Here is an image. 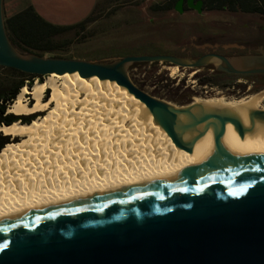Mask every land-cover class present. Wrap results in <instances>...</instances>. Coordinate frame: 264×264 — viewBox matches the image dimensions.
Here are the masks:
<instances>
[{
    "label": "water",
    "instance_id": "water-1",
    "mask_svg": "<svg viewBox=\"0 0 264 264\" xmlns=\"http://www.w3.org/2000/svg\"><path fill=\"white\" fill-rule=\"evenodd\" d=\"M186 6L202 13L204 0H177L175 10L183 14ZM141 62L264 75L263 49L234 56L206 52L197 59L131 54L112 62L25 55L9 39L0 0V66L40 76L78 72L116 81L190 153L200 138L213 132L217 139L230 123L245 135L235 115L208 112L197 101L177 106L137 86L129 68ZM184 115L193 121L181 125ZM256 118L264 120L263 109L252 111L251 119ZM194 131L195 139L185 138ZM225 150L222 140L212 163L183 167L123 194L65 195L0 217V245H7L0 250V264H264V157L238 162L227 158ZM244 185L250 186L244 195H230Z\"/></svg>",
    "mask_w": 264,
    "mask_h": 264
},
{
    "label": "bare ground",
    "instance_id": "bare-ground-1",
    "mask_svg": "<svg viewBox=\"0 0 264 264\" xmlns=\"http://www.w3.org/2000/svg\"><path fill=\"white\" fill-rule=\"evenodd\" d=\"M173 74L179 73L172 66ZM192 75V74H191ZM50 94L45 100L46 92ZM32 96L30 104L27 95ZM264 91L240 99H202L208 112L237 116L245 135L230 123L216 139L209 132L190 153L156 122L149 108L116 81L75 73H51L21 88L8 112L38 114L31 122L0 126L12 141L0 152V217L76 195L81 199L123 194L159 176L196 163H212L219 142L225 156L244 162L264 157V120L251 119ZM198 112V111H197ZM191 116L180 117L190 124ZM21 137L20 140H15ZM191 132L186 139H195Z\"/></svg>",
    "mask_w": 264,
    "mask_h": 264
},
{
    "label": "rangeland",
    "instance_id": "rangeland-1",
    "mask_svg": "<svg viewBox=\"0 0 264 264\" xmlns=\"http://www.w3.org/2000/svg\"><path fill=\"white\" fill-rule=\"evenodd\" d=\"M35 1L48 3V5L61 12H63V10L71 11L72 8L75 10L79 9L81 10L80 12L83 11L80 15H74L71 20H74L77 16L85 20L92 13H95L94 20L84 27H79L75 31L63 33L60 36V41H65L66 44L52 53H45L44 56L46 57L59 56L95 62H112L125 55L131 54H174L185 58L197 59L199 56L211 51H219L225 53V55L234 56L235 54L257 52L255 48L261 49L260 46L251 49V47L247 45V41L251 38L249 32V36L242 37L241 34L237 36L232 35L227 38L221 37L216 41L226 43L236 40L235 42L243 47L225 49L223 47H211L209 45L202 46V42L204 41L200 40L196 42L193 41L195 44L200 43L201 45L199 47L190 44L186 47L171 45L155 27H158L159 23L165 22L167 19L170 20L173 16L169 13H164L159 17L161 19L157 20L155 25L152 24L151 20L154 18V13L149 10H146V12L143 10V6L145 5L144 0H91L90 4H92L93 1L95 3L89 11L88 8H90V5L88 7L87 5L84 6V4L81 5L85 0ZM18 8V2L15 0H3L4 16L15 13ZM55 13L57 14V12ZM256 14H258L257 17L251 16L252 18L249 19L247 14L240 13L239 19L242 21V25H248L251 22H254V25L264 24V12L262 14ZM175 16L178 17L177 14ZM232 16L234 15L229 14L228 18L231 19ZM213 21V23H215V20ZM229 25L232 27L235 26L239 31L242 30V28L237 27L240 24L232 23V20L229 21ZM188 43L191 42L189 41ZM22 54L28 55L26 53ZM192 55L195 57H192ZM155 63L154 65L141 66L133 69H131V65L129 68L130 76L140 80L150 78L149 83L154 80H159L158 83L151 84L147 89L153 90L159 86L162 91L170 94L169 97L165 96L164 100L177 106H184L193 101L202 99L221 97H224L225 100L240 99L264 91V78L235 77V81L231 86L222 89L219 86L201 84L200 74L204 70L212 73L213 66L202 68L201 70L180 68L177 66L180 72L173 74L171 67L174 65L162 62ZM47 76L48 75L43 76L42 80L44 81ZM36 80L37 79L33 80L32 83L34 84ZM253 81H256V83ZM47 94H50V90L46 92L45 97ZM27 99L30 104L33 102L30 94L27 95ZM260 103V107H264V99ZM20 139L21 137H17L15 140L17 141Z\"/></svg>",
    "mask_w": 264,
    "mask_h": 264
},
{
    "label": "trees",
    "instance_id": "trees-1",
    "mask_svg": "<svg viewBox=\"0 0 264 264\" xmlns=\"http://www.w3.org/2000/svg\"><path fill=\"white\" fill-rule=\"evenodd\" d=\"M175 1L176 0H173V3L167 6V8L174 7ZM233 1L234 0H204L209 9L222 8V6L227 3L230 9H234ZM237 2L243 11H250L259 14L264 12V10L258 6V0H237ZM156 9H164V7L157 6ZM94 15L95 13H92L85 20L75 24L60 25L46 20L38 13L33 5H28L24 9L4 17L9 39L18 51L26 54L44 56L45 53H52L66 44L65 41H60V36L63 33L75 31L79 27H84L94 20ZM154 64L156 63H134L131 69ZM235 77H245V75L227 74L217 70H213L212 73L204 70L200 74L202 85L209 84L211 86H219L222 89L231 86L235 81ZM42 78L43 76L40 75L27 74L14 68L0 66V126L3 124L9 125L16 121L29 123L38 116V114H42L16 115L8 112L9 106L16 99L21 88L25 85L32 86V82L35 79L43 81ZM132 79L137 86L150 92L154 96L162 99H164L165 96H170L169 93L162 91L159 86L153 90L147 89L151 84L158 83L159 80H154L149 83L150 78H144L142 80L135 78ZM47 97L48 94L45 97V100ZM10 142L11 135H6L0 131V152Z\"/></svg>",
    "mask_w": 264,
    "mask_h": 264
},
{
    "label": "crops",
    "instance_id": "crops-1",
    "mask_svg": "<svg viewBox=\"0 0 264 264\" xmlns=\"http://www.w3.org/2000/svg\"><path fill=\"white\" fill-rule=\"evenodd\" d=\"M15 1L18 2V5H19V8L16 12L24 9L28 5H33L40 15H42L46 20L53 22L55 24H61V25L75 24L83 20L82 17H78V16L74 20H71L74 15H80L83 12V11L80 12L81 10L79 9L75 10L72 8L71 11L63 10V12H61V11H57L56 9L48 5V3H43V2L40 3L35 0H15ZM144 1H145V5L143 6V10L145 12L146 10H149L154 13V18H153L154 23H157V20L161 19L159 17H161V15L164 13H169L173 16L171 17L170 20L167 19L166 23H173V22L178 23L181 21L187 23V25L182 26V30H184V32L186 33V37L178 41H174L173 39L170 41V44L176 47H186L189 44L195 45V47H199L201 44L200 43L195 44L194 42L198 41L197 39L200 35L207 33V32H213V33L220 35V37H226V38L229 36H232L233 34L235 36L241 34L242 37L249 36V33L245 28L247 26L245 24L242 25V21H240L239 19V14L240 13L247 14L249 19H251L253 16L255 17L258 16V14H256L255 12L241 10L240 5L237 2V0L233 1L234 2L233 5L235 7L234 9H230L228 7V3L222 6V8H216V9H209L207 6L206 8H204L202 13H198L194 9L185 7V12L183 14H180L175 10V4L177 0L174 3V7L172 8H167V6L172 4L173 0H144ZM90 3H91V0H88V4H87V0H85L83 1L81 5L84 4V6L87 5V7L90 5V8H88V11H89L93 7V4L95 2L93 1L92 4ZM157 6H160L162 8L164 7V9L158 10L156 9ZM55 12H57V14ZM176 14L178 17L175 16ZM229 14H232L234 16H232V18L229 19L228 18ZM208 20H215V23L208 25L206 23ZM231 20H232V23L240 24L237 27L242 28V30L239 31L235 27H233L232 29L235 32L229 33L230 28L227 25L229 24V21ZM193 23H197L199 25L195 26L193 25ZM189 41L191 43H188ZM235 41H229L226 43H222L219 41L218 42H205L204 41L202 42V46L209 45L211 47L213 46L223 47L225 49L243 47V46H239L240 44L238 45V43Z\"/></svg>",
    "mask_w": 264,
    "mask_h": 264
},
{
    "label": "flooded vegetation",
    "instance_id": "flooded-vegetation-1",
    "mask_svg": "<svg viewBox=\"0 0 264 264\" xmlns=\"http://www.w3.org/2000/svg\"><path fill=\"white\" fill-rule=\"evenodd\" d=\"M206 7L207 6L204 3V8H206ZM151 22L154 25L156 24V23H154V20H151ZM213 22H214L213 20H209L206 23L209 25V24H213ZM253 23L254 22H251L250 24L246 25L247 27H245L246 30L251 35V38L247 41V45H249L251 47V49L254 47L260 46L261 49L264 50V24H255L254 25ZM183 25H187V23L182 22V21L178 22V23H175V22L166 23V21H165V22L159 23V26L155 27V28L158 29L159 32H161V35L164 37L165 40L170 42L172 39L174 41H178V40L184 39L186 37V33L184 32V30H182ZM193 25L196 26L199 24L193 23ZM228 26H230V25L228 24ZM229 28H230L229 33L235 32L232 29L233 28L232 26H230ZM219 38H221L220 35L213 33V32H207V33L200 35L197 40L216 42L217 39H219ZM255 50L258 52L259 48H255ZM191 52H193V51H191ZM211 52H217V53L225 54V53L219 52V51H211ZM192 57H195V56L192 55ZM245 77H247V78L253 77L256 79H262V78H264V75H245ZM253 82L256 83V81H253Z\"/></svg>",
    "mask_w": 264,
    "mask_h": 264
},
{
    "label": "snow or ice",
    "instance_id": "snow-or-ice-1",
    "mask_svg": "<svg viewBox=\"0 0 264 264\" xmlns=\"http://www.w3.org/2000/svg\"><path fill=\"white\" fill-rule=\"evenodd\" d=\"M249 187H250L249 185H244L239 190L230 192V195H232V196H241V195H244L246 193V191L248 190ZM185 191H186V189H185ZM6 247H7L6 244L0 245V250H3V248H6Z\"/></svg>",
    "mask_w": 264,
    "mask_h": 264
},
{
    "label": "built area",
    "instance_id": "built-area-1",
    "mask_svg": "<svg viewBox=\"0 0 264 264\" xmlns=\"http://www.w3.org/2000/svg\"><path fill=\"white\" fill-rule=\"evenodd\" d=\"M258 6L264 10V0H258Z\"/></svg>",
    "mask_w": 264,
    "mask_h": 264
}]
</instances>
